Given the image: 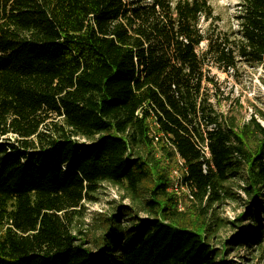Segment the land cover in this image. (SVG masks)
<instances>
[{
    "label": "trees",
    "instance_id": "1",
    "mask_svg": "<svg viewBox=\"0 0 264 264\" xmlns=\"http://www.w3.org/2000/svg\"><path fill=\"white\" fill-rule=\"evenodd\" d=\"M240 13V44L199 55L208 0H0V264H236L224 250L261 249L264 125L217 112L205 84L209 57L264 69V0ZM238 176L234 221L252 230L215 248L214 205ZM102 183L129 205L99 214L89 244L74 228Z\"/></svg>",
    "mask_w": 264,
    "mask_h": 264
},
{
    "label": "rangeland",
    "instance_id": "2",
    "mask_svg": "<svg viewBox=\"0 0 264 264\" xmlns=\"http://www.w3.org/2000/svg\"><path fill=\"white\" fill-rule=\"evenodd\" d=\"M212 14L210 17H201L199 27L204 40L198 45L197 53L201 55L208 48L216 50L228 39L229 44H240L242 40L243 23L239 19L242 0H208ZM205 73L213 79L212 83H205L209 90L210 100L217 112L227 116L238 124L246 123L252 116L258 123L264 125V69L259 65H251L239 61L234 70L223 71L214 64V58L209 57L205 61ZM159 155V154H157ZM176 160V159H175ZM172 161L169 169V177L172 181V171H181L176 160ZM242 184L241 176L228 182L231 196L225 198L221 203L215 204L216 213L222 220L212 239L215 248H221L223 242L233 232L241 228L252 230L250 221L236 223L234 219L240 214L246 204V198L240 190ZM121 190L102 183L93 202H86L82 212V218L76 221L74 233L81 240L92 243L93 237L98 234L99 214L111 211L118 204L129 205L128 199L122 198ZM178 209L183 210L188 202L186 193L180 191L175 194ZM79 216V215H78ZM144 218V214H139ZM235 222L238 227H233ZM230 244H227V247ZM228 259L236 264H264V237L261 249L254 246L245 248L241 246L238 250H224Z\"/></svg>",
    "mask_w": 264,
    "mask_h": 264
},
{
    "label": "built area",
    "instance_id": "3",
    "mask_svg": "<svg viewBox=\"0 0 264 264\" xmlns=\"http://www.w3.org/2000/svg\"><path fill=\"white\" fill-rule=\"evenodd\" d=\"M204 137H205V135H204ZM157 138H158V136L155 135L154 141H156ZM198 148L202 153V156H203L202 158L208 159L210 157L206 142L203 145H199ZM177 161H178V164L181 168V171L180 172H178V170L172 171V181H171L168 189L170 191L174 192L175 194L180 192V191H183L186 193L187 197L192 198V196L190 195V192L188 190L187 185L185 184V182L182 181V174L186 173V166L184 165L183 160L178 156H177ZM203 169H205V165H203Z\"/></svg>",
    "mask_w": 264,
    "mask_h": 264
}]
</instances>
